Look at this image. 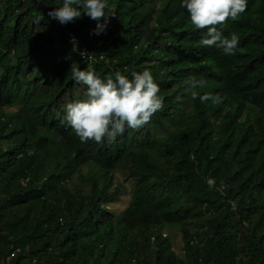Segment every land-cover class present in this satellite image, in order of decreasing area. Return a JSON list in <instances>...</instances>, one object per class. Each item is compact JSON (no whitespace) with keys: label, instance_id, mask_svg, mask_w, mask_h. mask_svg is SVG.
Here are the masks:
<instances>
[{"label":"trees","instance_id":"obj_1","mask_svg":"<svg viewBox=\"0 0 264 264\" xmlns=\"http://www.w3.org/2000/svg\"><path fill=\"white\" fill-rule=\"evenodd\" d=\"M107 3L95 35L87 16L51 20L60 0H0V264H264V0L221 29L239 36L234 56L201 45L179 0ZM72 64L101 77L149 69L164 107L82 143L63 119L84 91ZM193 77L219 102L186 92ZM116 171L132 184L118 214Z\"/></svg>","mask_w":264,"mask_h":264},{"label":"clouds","instance_id":"obj_2","mask_svg":"<svg viewBox=\"0 0 264 264\" xmlns=\"http://www.w3.org/2000/svg\"><path fill=\"white\" fill-rule=\"evenodd\" d=\"M186 10L190 24L196 30H204L200 43L217 47L226 56L238 51L239 36L231 33L224 36L223 26L228 20H236L246 12L248 0H179ZM107 0H60V6L48 11L47 16L60 25H65L87 16L95 21L93 34H102L108 24ZM103 21V22H102ZM220 26V27H218ZM72 80L84 86L82 98L64 105V121L82 143L102 142L104 138L115 140L126 129L139 130L164 107L159 95L160 87L151 70L133 71L130 76L121 71L101 77L94 70H81L77 64L70 67ZM206 81L195 77L185 81V91L193 98L199 95ZM201 102H219L210 93L199 95ZM211 187L214 179L207 180Z\"/></svg>","mask_w":264,"mask_h":264},{"label":"rangeland","instance_id":"obj_3","mask_svg":"<svg viewBox=\"0 0 264 264\" xmlns=\"http://www.w3.org/2000/svg\"><path fill=\"white\" fill-rule=\"evenodd\" d=\"M15 109L8 108L4 109L1 113L7 115H13ZM115 181L116 184L124 188V193L118 201L109 205L108 209L114 214L120 213L128 204L130 200V191H131V181L127 180L123 173L120 171L115 172ZM165 234L170 238L174 252L179 256L183 257L182 243L180 240V233L175 228H168L165 230Z\"/></svg>","mask_w":264,"mask_h":264},{"label":"built area","instance_id":"obj_4","mask_svg":"<svg viewBox=\"0 0 264 264\" xmlns=\"http://www.w3.org/2000/svg\"><path fill=\"white\" fill-rule=\"evenodd\" d=\"M68 42L71 43V44H75V42H76L75 36L73 34H71V33L68 35ZM80 56L82 58H88V60H90V61L92 59L91 58L92 54L86 47L82 48V50L80 51ZM8 260H9V258H8Z\"/></svg>","mask_w":264,"mask_h":264}]
</instances>
